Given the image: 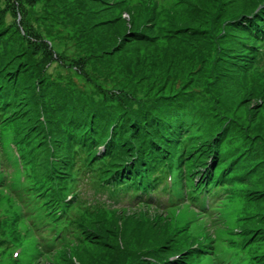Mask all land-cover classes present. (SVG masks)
<instances>
[{
  "label": "rangeland",
  "instance_id": "1",
  "mask_svg": "<svg viewBox=\"0 0 264 264\" xmlns=\"http://www.w3.org/2000/svg\"><path fill=\"white\" fill-rule=\"evenodd\" d=\"M174 1L179 2L174 6ZM250 1L0 0V68L18 85L21 106L19 108V103L15 104V109L19 108L20 119L26 129L34 124L36 118L42 121V113L45 111L48 114L46 110L50 111V119H53L50 98L61 92L58 88H67L70 100L73 96L78 102H102L105 109L112 111H117L116 96L120 100L129 97L143 100L154 106L179 99L177 102L187 106L189 115L180 116L177 125H193L192 134L196 135V141L205 131H220L219 139L223 143L218 142L219 151L226 153L231 148L229 152L233 153L220 159L230 158L228 161H233L239 155L235 165L244 172H233L244 175L243 182L246 183L243 184L251 191L243 190L242 184L236 186L235 201L231 204L233 216L228 217L230 221L232 218L230 223L235 224L234 228L212 211L209 217L201 218L191 229L205 225L211 239L203 236L220 257L221 253H228L230 248L238 246L242 247L238 248L242 253L239 264H264V101L251 98L248 92L223 76L225 71L215 67L217 59L224 63L225 54L221 49L228 48L234 41L235 34L232 32L235 30L229 24L235 22L236 15L243 17L240 12L247 11L248 5L245 8L242 6ZM263 3L264 0H261ZM143 6L145 11L141 9ZM153 12L157 22L154 23L152 38L138 42L131 38L126 42L134 23H145V17ZM145 25L151 26L149 22ZM8 92L12 94V91ZM13 109L14 105L7 110V114ZM10 120L12 124L7 123L9 129L0 133V190L4 185L1 180L6 175L8 186L17 191L11 193V199L0 194V238L6 237L3 244L6 249L0 252V264H92L91 260L93 264H107L108 257L113 256L110 249L113 245H103L95 240L100 239L101 232L109 224L95 226V233H91V238H87L81 247L78 245L77 249L74 244L68 247L67 243L59 255L54 241L45 248L38 237L32 236L37 232L48 234L52 224L36 231L28 223L31 214L26 211V204L29 200H24L20 193H27L23 188L33 189L30 175L34 171L27 162L19 165L17 156L13 154L12 148L16 149L18 136L26 144L23 150H27V139L21 136L19 119ZM12 127L18 133L16 138ZM35 131V136H30V142L38 160L45 161L50 143L43 138L44 135L39 137L46 129H40L41 134ZM2 160L7 161L8 170L2 169ZM41 171L36 172L35 169L34 179L39 174L43 175ZM25 176L30 185L28 187L23 184ZM246 194L250 197L249 201ZM99 197L96 198L104 201L102 204L79 201L91 209H130L127 201L119 206L109 203L104 195ZM67 199H71L70 193ZM228 206L229 200L226 201V208ZM179 209H184V206ZM13 210L24 212L25 221L17 220ZM38 213H43V210ZM75 213L79 214L77 210ZM122 214H117L118 218L109 228L113 231L121 228L117 237L122 244L127 250H137L139 245L135 233H143L144 229L130 222L120 227L125 219ZM86 216L91 218L90 214ZM239 217L243 218L238 220ZM183 218L178 216L177 220ZM11 220L20 235L11 234V228L7 227ZM244 225L255 229L249 233L253 234L255 241L241 246L240 236L230 231L234 229L238 232ZM50 233L53 235L55 231ZM109 238L111 240L112 236ZM148 239L150 242L154 238L150 236ZM47 251L48 255L39 254ZM253 254L259 258H254ZM70 259L72 262H69ZM196 263L215 264V260L207 255Z\"/></svg>",
  "mask_w": 264,
  "mask_h": 264
},
{
  "label": "trees",
  "instance_id": "2",
  "mask_svg": "<svg viewBox=\"0 0 264 264\" xmlns=\"http://www.w3.org/2000/svg\"><path fill=\"white\" fill-rule=\"evenodd\" d=\"M178 2L172 4L175 6ZM247 5L248 10L240 12L243 17L236 15L235 25L229 24L235 30L232 32L235 34L234 41L228 48L221 49L225 60L221 64L217 59L215 67L225 71L223 76H227L242 91L248 92L251 98L264 101V3L252 0L243 4L242 8ZM141 9L145 11L144 6ZM144 21L151 26L145 25L143 21L134 23V27L129 30L130 34L126 36H130L126 42L131 38H135L136 42L152 38L154 23L157 22L155 12L146 16ZM17 87V83L11 81L0 68V133L3 132L1 130L9 129L7 123L12 124L10 119H19L21 136L27 139V150L22 149L26 144L12 127L16 133L15 138L18 136L15 142L17 147L12 148L13 154L19 155V165L27 162L34 173L35 169L36 172L42 170L43 175L39 174L37 179H34V173L30 175L33 189L23 188L27 193L24 195L22 192L20 196L29 200L26 211L31 214L28 218L31 228L39 231L44 225L52 224L49 231H55L53 235L50 232L32 235L38 237L45 248L54 241L58 255L67 243L68 247L74 244L77 249L78 245L81 247L87 238H91V233H95V226L109 224L101 232L100 239L95 240L103 245H113L110 248L113 256L108 257L107 264H197L196 261L200 262L207 255L217 256L203 236L211 239L205 225L195 230L191 227L204 216L203 212L208 208L218 213L230 228H234L235 224L230 223L232 218L230 221L228 217L233 216L231 204L235 201L233 197L238 190L236 186L242 184L243 190H249L243 184L246 183L243 182L244 175L233 172L243 171L235 165L239 155L233 161H228L230 158L224 161L220 159L233 154L229 152L231 148L226 153L219 151L218 142L223 143L219 139L220 131H205L196 141V135L192 134L193 125H177L180 116L189 115L187 106L177 102L179 99H170L154 106L143 100L130 97L120 100L116 96L114 100L117 111H112L105 109L102 102H78L72 94L70 100L65 90L67 88H58L61 92L55 98H50L53 102V119H50V111L44 109L49 115L44 111L42 121L36 118L34 124L26 129L18 112L21 100L17 95ZM8 91H12V94ZM18 103L19 108L15 109ZM13 105L14 109L7 114ZM85 105L86 108L82 107ZM40 129L46 131L41 134ZM34 131L40 132L39 138L44 135L43 138L50 143L45 161L38 160L31 145L30 136H35ZM5 177L1 180L4 185L0 194L11 199V193L17 190L8 186ZM23 184L25 187L30 186L27 176L23 177ZM69 193L71 199H67ZM204 193L209 197L208 202L201 199ZM100 195H104L109 203L119 206L127 201L130 209H91L83 204L90 201L102 204L104 201L96 198ZM246 196L249 201V195ZM228 200L229 206L226 208ZM192 205L199 206L201 212L193 210ZM180 206H184V209H179ZM40 210L43 213H38ZM76 210L79 214L75 213ZM13 212L17 220L25 221L24 212ZM118 213L125 216L120 227L130 222L144 229L143 233H135L139 245L137 250H127L122 244L117 237L121 228L118 231L109 228L114 219L118 218ZM86 214H90L91 218ZM178 216L184 218L178 221ZM7 224L11 234L20 235L13 220ZM254 230L244 225L238 232L233 229L230 233L238 234L243 246L255 241L253 234L249 235ZM107 232H110L109 236ZM150 236L154 239L149 242ZM4 239L6 237L0 238V252L6 249L3 246ZM238 248L242 247L230 248L228 253H221L220 258L233 261L242 258ZM39 254L44 256L49 252ZM252 256L259 258L255 254ZM90 263L94 262L91 260Z\"/></svg>",
  "mask_w": 264,
  "mask_h": 264
}]
</instances>
